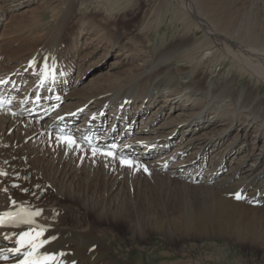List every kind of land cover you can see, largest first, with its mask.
I'll return each mask as SVG.
<instances>
[{"label": "bare ground", "instance_id": "bare-ground-1", "mask_svg": "<svg viewBox=\"0 0 264 264\" xmlns=\"http://www.w3.org/2000/svg\"><path fill=\"white\" fill-rule=\"evenodd\" d=\"M168 18L176 32L155 35ZM109 55L88 91L70 84L71 69L80 84ZM263 84L264 0H0V98L12 100L0 107V214L34 213L0 228V264H117L106 255L118 225L140 243L212 234L264 248ZM128 170L149 173L152 190L125 185Z\"/></svg>", "mask_w": 264, "mask_h": 264}, {"label": "rangeland", "instance_id": "rangeland-1", "mask_svg": "<svg viewBox=\"0 0 264 264\" xmlns=\"http://www.w3.org/2000/svg\"><path fill=\"white\" fill-rule=\"evenodd\" d=\"M143 9L144 8H141V11ZM130 13H131L130 11H126L124 13L117 15V17L115 19L116 23L115 22L114 23L115 24L118 23L119 25H122L125 22L124 16L127 14L130 15ZM76 14H78V11L76 12ZM139 14H140V12H139ZM100 16H102V15L100 14L99 16H94V17L99 18ZM46 17H48V14L46 15ZM117 21H119V22H117ZM169 22H170V18L166 19V21L163 23V25L159 29V31L155 32V35L158 33H160L161 35L166 33L169 36L168 38H170L172 36L171 34L176 32V30H175L176 26L173 25V23L171 24V22L170 23ZM50 26H54V23L51 22ZM21 41L23 42V40H21ZM113 58H114L113 55H109L106 58H104L103 60H101L99 62V64H95V66L93 67V68H95V70H92L93 68L87 70L86 72L88 74L84 73L82 75V78H81L82 82L80 84H76V82L74 81V79L76 77L77 68L71 69L69 74L67 75V77L70 79V84H72L74 82L73 84H75L76 88L80 87L79 90L80 91L83 90V93H85L86 91H88L89 85H87V84L89 82L88 79L90 77V74L94 75V74H96V72H102L103 70H108V68H109L108 66H109L110 62L113 60ZM92 59H95V57L94 56L91 57L89 61H91ZM82 67L84 69L86 67V65L84 64V66L82 65ZM82 67H81V71H83ZM116 68H119V66H116ZM116 68L114 67L113 69H116ZM113 69H109V70H113ZM222 69L224 71L225 67H223ZM93 71H95V72H93ZM245 79H247V77L240 78L239 80L241 82ZM77 83H78V81H77ZM80 91H77V93ZM60 93L62 94L61 100L66 101V99H67L65 97L66 94L64 92H60ZM63 95H64V97H63ZM260 95L264 96V84H263L262 89L260 90ZM47 115H45L41 119V121H44ZM80 119H81V115H78L76 117V119H74L72 121V123L69 124L68 130L70 133H71V131L73 132L75 127H77V124L79 123ZM137 127H139V122L137 124H134L131 127H128L129 134H134V129ZM96 136H97V134H95V137ZM95 137H93V139ZM173 146L174 145L166 147V150L171 149ZM142 149H143V146L139 145L137 147V150L134 151V155L136 153H141ZM190 151H191V148L190 149L188 148L186 154L191 153ZM86 165H90L89 162H87ZM108 167H109V164H108V166L105 164L104 167H101V169H100L101 173L99 174V180L103 178L102 177V174H103L102 169L106 170V169H108ZM224 172H222V174ZM16 175H17V177L19 176L18 180L22 179L20 175H18V174H16ZM148 175L146 174V172L141 171L139 174H137L134 171L132 172V171L128 170L127 172H122V177L124 179L123 183L125 185H127L129 183L135 184L133 186V188H134L133 191L138 192V193L140 191H143V190H145V191H147L149 189L152 190V188H151L152 183L150 181L151 179H149V178H151V175L149 173H148ZM219 175H221V174H219ZM17 182H19V181H17ZM42 192H43V196H45V197L51 196V194H52L51 189L47 186L46 187L44 186L43 190L40 191V193L42 194ZM177 194L179 197V198H177L179 204H181V203L185 204L186 203L189 205L190 203H192V200L190 198H186L185 196L181 195L179 192H177ZM62 205L64 206L65 210L68 211V213H69L68 215L71 219L74 220L76 217L82 216V210L75 208L69 202L62 201ZM116 230L118 232V237L116 238L115 242H112L110 244V248L108 249V254L106 256L111 257L112 260L117 264H156V263H158V261L165 258V256L162 257L163 256L162 254H159V256L157 258L154 254L155 252L150 254V251H153V249H155L156 247H158L161 251L169 250L170 252H172L173 253L172 259H174L173 257L180 259L181 255H183L182 252H184L185 254L190 255L191 258L199 260L200 262L205 263V264H264V248L254 247V246H251L248 244L243 245L241 243L232 241V240H230L224 236H221V235L217 236V235L208 234V235L192 236V237L178 236V237H174L173 240L171 241L170 239H168V240L165 239V237L163 235L161 236L160 233L151 232L140 243L139 241H136L135 239L132 238V232L129 229H127L125 226L118 225L116 227ZM111 236L112 235L110 233L108 235L104 236L103 241L108 242L109 238ZM24 242H25V240H24ZM142 249L145 252H142L141 251ZM140 253H144L147 255L150 254V255H149V257L148 256L146 257V255L140 256ZM219 254L221 257L219 256Z\"/></svg>", "mask_w": 264, "mask_h": 264}, {"label": "snow or ice", "instance_id": "snow-or-ice-1", "mask_svg": "<svg viewBox=\"0 0 264 264\" xmlns=\"http://www.w3.org/2000/svg\"><path fill=\"white\" fill-rule=\"evenodd\" d=\"M70 143L72 142V141H69ZM122 162H124V161H122ZM237 198H239V195H237ZM38 214V213H37ZM4 216H8V217H10L11 216V214H8V213H5V214H3ZM24 222H27V221H24Z\"/></svg>", "mask_w": 264, "mask_h": 264}]
</instances>
